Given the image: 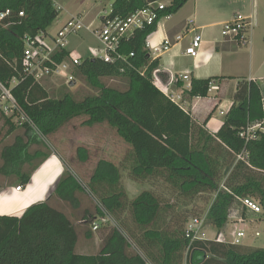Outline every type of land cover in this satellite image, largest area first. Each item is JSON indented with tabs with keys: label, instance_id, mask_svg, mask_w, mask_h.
Wrapping results in <instances>:
<instances>
[{
	"label": "trees",
	"instance_id": "1",
	"mask_svg": "<svg viewBox=\"0 0 264 264\" xmlns=\"http://www.w3.org/2000/svg\"><path fill=\"white\" fill-rule=\"evenodd\" d=\"M154 1L158 0H114L112 16L126 18ZM187 1L171 0L164 14L174 15ZM6 9L14 12L12 20L16 24L4 28L6 22L0 23V84L9 90L16 109H11L14 114L10 117L0 110V117L9 126L7 135L23 132L16 135L14 142L4 146L0 153V175L8 179L6 183L26 186L32 173L52 154L45 144L39 147L38 134L51 136L68 121L84 115L87 119L82 122L83 126L106 123L125 144H131L134 139L139 141L135 151L137 164L131 171L133 177L154 179L159 175V170H166L164 175L167 180L177 183L178 191L182 194L199 189H207L215 194L205 216L206 225L214 233L213 240L189 243L183 238L169 237V224L164 226L162 232L156 229L143 232L145 240L156 244L155 247L152 244L147 247L158 256V264L178 263L183 249L186 251L185 264H264V249L235 246L220 239L231 220L258 217L244 208L240 199H256L262 210L259 215L264 218V132L249 143L238 136L247 125L264 123L263 99L257 82L243 80L237 85L232 104L223 114V122L213 133L215 139L233 155L225 168L227 173L221 187L208 160L207 139L201 147L197 145L191 149L184 146L185 149L179 153H174L170 147L183 139L175 136L172 126H164V119L170 117L175 109L186 118L189 116L153 86L152 72L159 63L158 60L150 61L143 48L145 41L155 32L154 27L136 32L123 47L126 54L134 52L131 62L137 70L146 68L143 76L125 66L88 59L75 71V77L84 82L88 94L77 98V94L71 92L74 85L71 84L60 87L55 97L44 87V81L34 82L22 77L21 56L24 36L33 37L45 32L60 11L52 0H0V11ZM18 12H23V17H17ZM68 57L69 52L64 50L54 59L61 62ZM13 78L18 80V84L11 87ZM105 79L114 83L108 85ZM220 79H192L186 94L190 98H205L209 84ZM16 111L27 119L20 128L11 123ZM144 122L148 133L142 132ZM144 134H148V137H144ZM165 134L168 138L154 163L143 141L150 137L156 139L158 135L162 139L163 135L166 137ZM35 145L37 147L33 149ZM76 153L83 161L87 158V152L82 148ZM240 155L242 159H237ZM118 181L116 166L104 160L97 163L90 178L93 187L96 182H107L113 187ZM82 190L71 171L65 168L56 184L54 196L75 211ZM100 198L99 203L110 214L123 208L126 195L121 190L113 189L110 194ZM129 208L133 221L144 227L151 225L159 213L157 199L148 192L131 200ZM96 232L101 239L99 252L80 255L75 252L78 236L71 220L47 202L38 203L26 209L20 217L0 216V264H148L108 221L99 223Z\"/></svg>",
	"mask_w": 264,
	"mask_h": 264
},
{
	"label": "rangeland",
	"instance_id": "2",
	"mask_svg": "<svg viewBox=\"0 0 264 264\" xmlns=\"http://www.w3.org/2000/svg\"><path fill=\"white\" fill-rule=\"evenodd\" d=\"M170 1L171 0H165L166 3ZM52 2L55 8L60 12L57 19L54 20L51 25L46 29V34L50 37H53L56 32L63 26V24L71 17L80 18L83 25L89 26V30L91 31L99 28L100 18L103 16V11H109L114 0H52ZM166 21L167 20H165L164 22ZM219 41L230 42L228 41V39L223 37H219ZM66 43L67 44L65 46V50L69 52L70 56L76 57L82 62L88 59H96L102 54V46L100 45L99 41L95 38V36L88 30H81L75 35H70L67 38ZM230 43L237 46L234 42ZM47 45L49 47H52V44L50 42H47ZM179 46L181 47V45ZM237 47L239 49L245 50V48L239 46ZM243 56L245 55H242V57L240 58L242 62V58H244ZM225 57L227 58L226 61L228 63H232L234 61L233 54L226 53ZM174 63L176 64L177 71H180V73H182L181 69H186V73L188 72V75H190V68H192L190 60L178 58L174 60ZM243 70V68L239 67V70L236 73H242ZM218 73H223V69H214L212 63L208 66L196 69L195 71V75L205 78L212 77L214 75H222ZM152 81L154 84V80ZM105 82L108 85L114 83V81L110 79H105ZM73 84L74 85L71 89V92L77 94V98H82L88 94V88H86L82 80H77L76 78ZM43 85L44 87H46L50 95L55 97L57 96L56 94L58 92V89L62 86H65L63 82L57 77L44 81ZM176 90L179 93L181 91V87H178ZM218 92L219 91H213L209 94L211 98L214 97L215 93L216 101H218L217 103L220 104H218L216 110L210 116L207 122L206 129L208 130H211L217 124L222 122L223 118L220 113L226 112L230 107V105L226 104L230 102L226 95H224L223 92ZM0 95H2L0 96V110L5 111V115L7 117H10L12 114H14V111L11 110L13 108L12 102L5 95H3V93H0ZM181 98L183 100L188 99L184 93L181 95ZM208 101L210 100L200 99V101L198 102L194 113V123L191 119H187L189 117L186 118L183 113L176 111V109L171 112L170 117L164 119V126H172L173 131L176 133L175 136H180L181 139H183L182 142L179 141L178 143H173L170 146L173 149L174 153H179L180 151H183L185 149L183 148L184 146L190 147L191 149L197 147V143L203 135V130H205V128L202 127L199 122L201 119L205 120L206 118H208L212 110L211 107L208 105ZM144 115L145 113L142 112V116ZM24 119L25 118L21 116V113L17 112L16 115L12 117L11 123L17 128H20V126L24 123ZM84 119H86V116L84 115L74 118L73 121H71L70 123H65L55 134L48 137H43L37 133L39 136V147L41 148L43 147L41 144H45L48 150L52 151L53 149H55L59 153V155L64 157L63 159L65 161L66 168L71 171V173L74 175L75 179L83 189L82 192L79 194V198L84 202L85 206L90 207L91 212L98 217L96 221L97 223H101L102 220H104L103 222L108 221L110 226L116 228L121 234H123L128 239V241L131 243L132 248L136 252H138L148 264H158V256L156 254H152V251L150 252V249L147 247L148 245L151 246V244L153 245V247H155L156 244L150 240L143 241L142 239L141 241V239H139L138 237L137 224H135L133 221L131 210H128L130 201L146 192L152 193V191H155L156 193H159L160 209L157 217L161 215V212L166 213V210L173 209L174 215H171L169 217V220L167 221V224L170 225V227L167 228V231L171 232V236L169 237L184 239L183 230L186 222L194 218L195 216L202 214V212L209 206L213 192L210 190L208 191L207 189H199L196 192L182 194L178 191V188L176 186L177 183L175 182L161 180L158 181V178L157 181H155L154 183V179L152 178L143 179L144 182H142L139 178L133 177L131 175V171L133 167H135L137 164L135 151L138 148L139 141L134 139L131 144H125L116 134L113 137V142H110V144L106 145L107 149L103 150L101 153H96V156L101 155L102 157H104V159L114 161L113 163L115 164L119 173V181L113 187H111V185L107 182H96L93 187L91 185L93 182H90V178L95 169L94 165L98 161V157L95 158L94 153L90 151V153L88 152L90 156L88 155V160L86 159L87 161H85L84 165L80 164L76 166V164L71 165L72 161L66 156L67 154L71 156L70 151L72 150V153L75 156V160L78 161L76 153V149L78 148V146L75 143L76 138L73 130L77 135L80 132L77 129L78 125ZM196 120L198 121V123L196 122ZM143 124L144 127L142 126V132L145 133V131H147L146 133H148L149 130L145 128L147 127V124H145V122ZM200 128L203 130H201ZM8 129L9 126L5 123V120L0 117V153L4 146L11 145L14 142L16 135H18L19 133H21V135L23 134V132L21 131L19 133H12L11 135H7ZM147 135H145L144 137H146ZM159 137L160 136L158 135L156 139L150 137L149 139L143 141L144 144L148 146L151 152L152 161L154 163L158 160L157 155L161 151V146L165 145V139L168 138L167 135L166 137L163 135L162 139H160ZM36 147V145L33 146V149ZM230 158V151L224 149L223 147L217 144L211 146L208 160H210V164L215 173L216 182L220 183L221 180H223L224 170L228 166L227 164L229 163ZM1 165L2 161L0 159V166ZM25 169H28V167H25ZM165 172L166 170H159V175L156 177H161L165 174ZM161 179H163V177H161ZM6 180L8 181V179L0 175V185L6 183ZM113 189L121 190L125 193L126 200L124 201V205L127 208L126 210H128V216H126V214L124 215V213L122 215L128 217L126 223H128V221L130 220V222H132L136 227L129 229L127 226H124V223L121 222L119 220L120 218L117 217L116 211L110 214H107L106 211H103L104 207L101 206V204L99 203L101 199L100 196L103 197L105 194H110L111 190ZM253 200L257 202L256 199ZM244 224L246 227V237L241 241V247H246L249 249H264V218L261 215H258L257 218L250 217L244 220ZM228 225L231 226V223H228ZM229 226L226 227V229L224 228L223 234L220 236V239L226 242L230 241V232L233 230ZM255 232L260 233L259 237L254 236ZM97 236L100 237L99 233L95 235L94 238L97 239ZM205 237L208 240L214 238V233L210 228L205 229ZM78 242L80 244V242H82V239ZM183 250L180 253L182 263L185 261V249ZM76 253H79V249H76ZM96 253L97 252L90 251L89 255H93Z\"/></svg>",
	"mask_w": 264,
	"mask_h": 264
},
{
	"label": "crops",
	"instance_id": "3",
	"mask_svg": "<svg viewBox=\"0 0 264 264\" xmlns=\"http://www.w3.org/2000/svg\"><path fill=\"white\" fill-rule=\"evenodd\" d=\"M236 14H241L242 16L249 18L251 22V31L249 35L250 44L246 47H242L234 42L237 46L245 48V50L239 49L237 46L230 43L233 41H219V37H223L221 35L222 25L226 22L231 21ZM166 20V22H164L165 20H162L159 23V25L155 29V32L148 37V40L151 43L156 44L159 40H162L164 38H168L169 40L174 42V38L177 35H180L183 38L179 43L173 45L168 52L163 53L157 57L156 60H158L159 63V66L157 67L158 77L160 78L161 82L165 86H167V90L164 93L169 95L170 92L172 93V96L174 98L173 103L175 105L177 104V106L189 116V119H191L193 123L195 120V109L200 99L210 100L208 101V105L212 110L208 118H206L205 120L201 119L199 122V124H201L202 127L205 128V130L200 128L201 130H203V135L197 143L198 147H201L204 140H208L206 153L209 156L210 148L214 144H217L226 149L213 136V133L218 130L223 120L211 130L206 129L207 122L210 116L214 113L218 104H220L217 103L218 101H216L215 93L214 97L210 98V92H223L230 101L226 104L231 105L232 96L236 91L237 85L243 80L255 81L259 85L260 94L263 99L264 111V0H188L183 5V7H181V9L177 11V13L171 15ZM194 35H200L201 37H203L200 48V57L196 61L184 55V50L188 46L190 40ZM179 45H181V47ZM226 53L234 55V61L232 63H228L226 61ZM242 55H245L243 56L244 58H242L243 62L240 60ZM178 58H184L191 61L192 68H190L189 81H183L181 79L183 75L188 74V72L186 73L185 71L186 69H181L182 73H180V71H177L174 60ZM211 63L213 64L214 69H223V73H218L222 74L221 76L214 75L208 78L222 79L213 81V88L208 92L207 97L190 98L186 94V92L190 90L191 80L208 79L195 75L196 69L208 66ZM239 67L244 69L242 73H236L238 72ZM178 87H181V91L179 93L176 90ZM183 93L187 96L188 99L183 100L181 98V95ZM222 118L224 119V115H222ZM86 119L82 120V122H84ZM71 121H73V119L68 122L70 123ZM82 122H80V124L78 125L77 129L80 132L77 135L73 130L76 138L75 143L78 146L76 152L79 148L84 149L87 152V160L90 151L93 152L95 158L98 157V161L94 165L95 167L100 160L110 162L115 166L113 160L110 161L108 159H104V157H102L101 155L96 156V153H101L103 150L107 149L106 145L110 144V142H113V137L116 134L115 130L108 126L106 123H97L91 126H83ZM196 122L198 123L197 120ZM70 155L71 156L67 154L66 156L72 161L71 165H84L85 161H87L86 159L85 161L81 160L78 156V161H76L72 150L70 151ZM230 155L231 158L229 160V163L233 157L231 152ZM63 158L64 157L59 155V153L55 149H53L52 154L32 173L29 183L24 186L23 189L19 192L15 190V188L18 186L17 184L8 182L0 185V216L20 217L30 206L47 202L51 207L59 211L62 210L61 212H63L76 227L78 241L82 239V242H80L79 244V242L77 241L75 252L76 249H79L78 254L80 255H89L90 251L98 253L101 247V240L99 236H97V239H95L94 237L98 233L91 230L93 223H97L96 221L98 217L91 212L90 207L85 206L84 202L80 200V198L78 207L75 209V211H72L66 204H64L54 196L56 184L58 183L61 175L66 168ZM162 177L163 179H161V177H155L153 183L157 181V178L158 181H170L167 180L166 175H163ZM147 178L148 177H145L140 180L144 182L143 179ZM223 182L224 178L219 183L221 187ZM151 194L157 199L160 209L159 193L152 191ZM214 196L215 194L212 193V198L209 206L202 212L201 215H197L195 217H203L207 214ZM126 209L127 208L124 205V211L121 209L117 212L116 215L118 218H120L119 220L124 223V226L132 229L136 226H134V224L130 222V220L128 221V223H126L128 217L122 215L124 213V215L126 214V216H128L127 212L130 208L128 207V210ZM171 215H174L173 209L166 210V213L161 212V215L159 217H156L155 221L147 227L137 225V234L139 239H141V241L142 239L143 241H145L142 234L148 229H156L162 232L164 226L168 225L167 221L169 220V217ZM252 217L257 218V216ZM89 222L93 223L89 224ZM228 226L229 225L227 224L225 226V229ZM172 264H175V262H172ZM178 264H185V261L182 263L181 258L179 257Z\"/></svg>",
	"mask_w": 264,
	"mask_h": 264
},
{
	"label": "built area",
	"instance_id": "4",
	"mask_svg": "<svg viewBox=\"0 0 264 264\" xmlns=\"http://www.w3.org/2000/svg\"><path fill=\"white\" fill-rule=\"evenodd\" d=\"M170 2L165 0H158L147 3L143 8H140L131 13L126 18L112 16V10L103 11V16L100 18V27L94 30H89V26H84L80 18L71 17L63 26L56 32L53 37H50L45 32H39L37 35L23 38V51L21 56L22 77L32 79L34 82H42L54 77L59 78L65 86H70L76 80L74 71L81 66L82 61L69 54L67 59L61 62L55 61V55L64 51L66 40L70 35H75L81 30L90 31L102 46V54L91 60H99L109 65H120L126 68L137 71L140 75H144L146 68L136 69L131 62L134 58V52L124 53L123 47L129 42L136 32L142 31L146 28L154 27L155 29L162 20L168 19L170 16L164 14ZM14 12L10 9L0 11V23L6 22L3 27L13 26L16 24L12 20ZM17 17H23V12H18ZM251 22L249 18L236 14L233 19L222 25L221 35L233 42H236L242 47L250 44ZM182 36L177 35L174 42L168 38L159 40L156 44L151 43L148 39L145 41L143 50L147 52L150 61H154L163 53H166L170 48L182 40ZM47 42L52 44V47L47 45ZM202 44V37L194 35L190 43L184 50V55L196 61L200 57V48ZM183 81H189V75L185 74L181 77ZM152 80L154 86L165 97L174 101L172 93L165 94L167 86H165L158 77V69L152 72ZM153 83V81H152ZM18 84V80L12 79L10 86L13 87ZM213 88V82L209 84V91ZM0 90L11 102L12 107L16 109L15 102L10 95L8 89L0 84ZM223 115L224 113H220ZM24 121L26 117L21 114ZM264 132V123L249 124L240 130L238 136L245 143H249L258 138L259 133ZM237 159H242V155L237 156ZM22 186H17L16 191H21ZM241 205L254 214H261L262 210L257 202L251 198H243L239 200ZM102 206V205H101ZM105 211V209H103ZM206 216V215H205ZM205 216L194 217L186 222L183 237L189 243L199 240H208L205 237V229L208 226L205 223ZM104 220H102L103 222ZM231 228L230 241L228 243L241 246V241L246 237V227L244 220L234 219L230 221ZM99 223H93L91 230L95 232ZM260 233L255 232L254 236L259 237ZM213 240V239H212Z\"/></svg>",
	"mask_w": 264,
	"mask_h": 264
},
{
	"label": "water",
	"instance_id": "5",
	"mask_svg": "<svg viewBox=\"0 0 264 264\" xmlns=\"http://www.w3.org/2000/svg\"><path fill=\"white\" fill-rule=\"evenodd\" d=\"M226 173H227V171L225 170V171H224V175H226Z\"/></svg>",
	"mask_w": 264,
	"mask_h": 264
}]
</instances>
